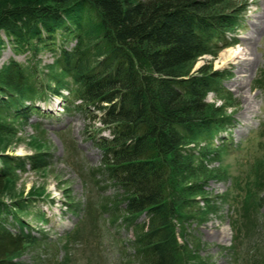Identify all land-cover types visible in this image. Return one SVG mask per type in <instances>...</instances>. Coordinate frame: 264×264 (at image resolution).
Masks as SVG:
<instances>
[{
	"label": "trees",
	"instance_id": "1",
	"mask_svg": "<svg viewBox=\"0 0 264 264\" xmlns=\"http://www.w3.org/2000/svg\"><path fill=\"white\" fill-rule=\"evenodd\" d=\"M244 11L240 0H7L0 6V51L4 34L29 61L43 49L54 52L41 76L15 59L1 66L0 136L16 134V121L40 111L35 100L63 89L78 107L96 108L110 136L92 139L101 168L124 192L123 220L133 230L137 264H190L186 228L210 212L205 187L218 175L209 164L220 159L221 134L234 123L227 106L206 101L209 93L229 97L222 82L230 73L210 64L190 71L201 56L236 43ZM71 39L72 47L62 45ZM46 164L35 154L0 156V264H24L16 259L46 243L20 217L31 199L6 203L2 196L7 180ZM249 198L254 210L264 206L263 196Z\"/></svg>",
	"mask_w": 264,
	"mask_h": 264
},
{
	"label": "rangeland",
	"instance_id": "2",
	"mask_svg": "<svg viewBox=\"0 0 264 264\" xmlns=\"http://www.w3.org/2000/svg\"><path fill=\"white\" fill-rule=\"evenodd\" d=\"M6 1L0 0V6ZM240 1L246 3V11L234 31L236 43L216 56H201L190 71L210 64L229 72L222 82L229 97L220 99L209 93L206 101L223 104L234 115L232 127L223 133L226 148L219 160L209 164L218 175L205 187L213 199L210 212L186 228L190 264H264V206L254 210L249 203L251 196L264 197V0ZM1 38L5 45L0 68L15 59L23 66L32 64L41 76L45 65L54 60V52L43 49L29 61L28 52L14 53L4 34ZM75 42L71 39L62 45L69 48ZM59 43L60 38L55 49ZM62 92L64 97L36 100L40 112L31 113L26 123L16 121V134L0 136V156L35 154L47 162L41 169L26 167L15 180H7L2 190L6 203L19 196L31 199L20 217L26 228L37 236L43 233L40 237L46 241L28 248L16 260L24 264H137L131 245L133 230L123 220L124 192L101 168L102 153L92 139L109 137V132L96 108L78 107L81 102L68 98L65 89ZM213 142L219 146L222 141ZM35 193L41 195H31ZM11 217L7 216L10 221ZM224 230L229 237L221 242Z\"/></svg>",
	"mask_w": 264,
	"mask_h": 264
},
{
	"label": "bare ground",
	"instance_id": "3",
	"mask_svg": "<svg viewBox=\"0 0 264 264\" xmlns=\"http://www.w3.org/2000/svg\"><path fill=\"white\" fill-rule=\"evenodd\" d=\"M248 39H245V42L247 41ZM75 44V43H74ZM67 48V47H66ZM220 241L222 242V241H225L226 239H228V237H229V232H227V231H223V232H221V234H220Z\"/></svg>",
	"mask_w": 264,
	"mask_h": 264
}]
</instances>
